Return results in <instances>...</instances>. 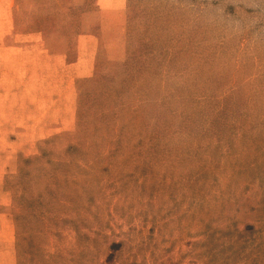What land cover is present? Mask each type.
<instances>
[{
    "label": "rangeland",
    "instance_id": "obj_1",
    "mask_svg": "<svg viewBox=\"0 0 264 264\" xmlns=\"http://www.w3.org/2000/svg\"><path fill=\"white\" fill-rule=\"evenodd\" d=\"M0 264H264V0H0Z\"/></svg>",
    "mask_w": 264,
    "mask_h": 264
}]
</instances>
